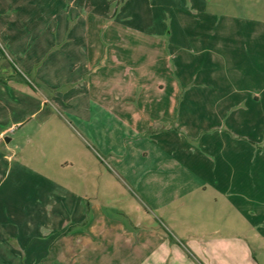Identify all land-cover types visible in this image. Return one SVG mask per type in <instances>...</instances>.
Returning <instances> with one entry per match:
<instances>
[{
	"label": "rangeland",
	"instance_id": "obj_1",
	"mask_svg": "<svg viewBox=\"0 0 264 264\" xmlns=\"http://www.w3.org/2000/svg\"><path fill=\"white\" fill-rule=\"evenodd\" d=\"M13 124L0 264H259L264 0H0Z\"/></svg>",
	"mask_w": 264,
	"mask_h": 264
},
{
	"label": "crops",
	"instance_id": "obj_2",
	"mask_svg": "<svg viewBox=\"0 0 264 264\" xmlns=\"http://www.w3.org/2000/svg\"><path fill=\"white\" fill-rule=\"evenodd\" d=\"M16 124L0 133V139L10 131ZM6 138V137H5ZM246 240H245V239ZM243 239L248 242L249 247H252L258 255L255 260L259 264H264V235H244Z\"/></svg>",
	"mask_w": 264,
	"mask_h": 264
},
{
	"label": "water",
	"instance_id": "obj_3",
	"mask_svg": "<svg viewBox=\"0 0 264 264\" xmlns=\"http://www.w3.org/2000/svg\"><path fill=\"white\" fill-rule=\"evenodd\" d=\"M10 140H11V139L8 138V137L5 138V141H6L7 143L10 142Z\"/></svg>",
	"mask_w": 264,
	"mask_h": 264
}]
</instances>
